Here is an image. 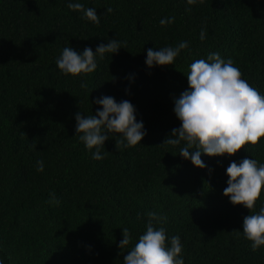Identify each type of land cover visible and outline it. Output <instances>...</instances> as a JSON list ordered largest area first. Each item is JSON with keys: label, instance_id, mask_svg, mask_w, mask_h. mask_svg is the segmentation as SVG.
<instances>
[{"label": "trees", "instance_id": "obj_1", "mask_svg": "<svg viewBox=\"0 0 264 264\" xmlns=\"http://www.w3.org/2000/svg\"><path fill=\"white\" fill-rule=\"evenodd\" d=\"M69 3L95 8L99 25ZM111 39L126 48L97 55L93 73L57 67L65 47L95 52ZM182 41L173 64L146 65L148 48ZM212 52L264 96V0H0V261L124 264L155 212L167 217L153 221L167 246L180 237L185 264H264V245L253 251L243 235L264 190L251 211L223 194L231 162L264 164V137L235 155L202 153L205 168L179 154L185 142L162 144L181 125L174 101L189 89L190 64ZM104 96L130 101L147 135L120 151L110 137L96 160L76 135L75 114L94 115ZM123 228L131 240L121 249Z\"/></svg>", "mask_w": 264, "mask_h": 264}, {"label": "clouds", "instance_id": "obj_2", "mask_svg": "<svg viewBox=\"0 0 264 264\" xmlns=\"http://www.w3.org/2000/svg\"><path fill=\"white\" fill-rule=\"evenodd\" d=\"M197 2L202 4L204 0H187L188 5ZM68 7L81 12L82 18L99 25L95 8H85L81 3H69ZM112 11L108 7L106 12ZM174 20L175 17L165 18L160 23L166 25ZM200 38H205L203 30ZM187 47L188 43L182 41L175 48L163 47L159 51L148 48L145 63L150 68L173 64L180 51ZM120 48L126 47H121L116 39L100 44L95 52L91 47H85L82 53L65 47L56 64L65 75L89 74L97 69V55L103 59L105 53H118ZM242 75L232 59L225 61L218 52L209 53L206 60L197 59L191 63L187 73L189 89L174 101V112L181 125L174 128L162 144L179 145L181 141L185 142L179 154L200 168L207 167L201 159L202 153L231 156L248 143L257 145L264 137V96L250 86ZM81 87L86 88L87 84H81ZM94 103L102 105V110L98 109L91 116H85L82 112L75 114L76 135L88 150L96 149L94 159H103L100 149L110 137L116 138L115 147L120 151L124 147L136 146L147 135L143 122L137 121L136 109L130 101L117 102L114 97L104 96ZM190 149L194 151L190 152ZM43 170V161H37V171ZM226 173L229 177L228 187L223 194L230 198L233 205L242 204L251 211L264 190V164L258 165L257 160L245 157L239 164L231 162ZM49 203H58L54 193L50 194ZM148 217L146 232L128 251L124 264H185L181 257L183 246L180 237L173 236L170 246H167L165 228L157 229L153 225V221L166 222L167 217L158 216L155 212H149ZM243 235L252 242L253 251L264 245V207L257 214L244 217ZM130 240L129 230L123 228V240L119 247L124 249ZM0 264L3 262L0 261Z\"/></svg>", "mask_w": 264, "mask_h": 264}]
</instances>
